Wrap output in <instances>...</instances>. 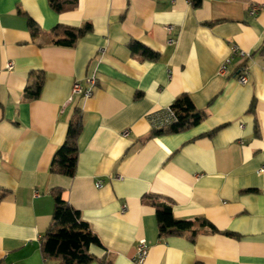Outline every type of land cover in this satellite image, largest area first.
Instances as JSON below:
<instances>
[{
  "label": "crops",
  "instance_id": "1",
  "mask_svg": "<svg viewBox=\"0 0 264 264\" xmlns=\"http://www.w3.org/2000/svg\"><path fill=\"white\" fill-rule=\"evenodd\" d=\"M86 23L93 30L75 47L49 44L59 24ZM132 41L159 60L133 55ZM263 44L264 0H203L198 9L189 0H78L62 13L49 0H0V264H45L53 188L100 240L89 253L109 264H136L141 240L144 264H264ZM233 47L251 58L234 57L222 74ZM39 73L40 95L28 98ZM88 78L92 96H73ZM183 95L205 119L154 135L148 116ZM76 109L75 175L52 174ZM147 195L170 200L176 219L204 218L218 232L160 238Z\"/></svg>",
  "mask_w": 264,
  "mask_h": 264
},
{
  "label": "trees",
  "instance_id": "2",
  "mask_svg": "<svg viewBox=\"0 0 264 264\" xmlns=\"http://www.w3.org/2000/svg\"><path fill=\"white\" fill-rule=\"evenodd\" d=\"M194 9L202 6L203 0H189ZM78 0H49L50 7L62 13L76 8ZM34 38L42 33L34 22L29 23ZM93 26L86 23L80 27H71L59 24L48 33L47 40L50 45L73 48L76 44L90 34ZM129 49L133 55L140 56L143 60L157 61L159 54L140 42L132 41ZM264 54V44L260 48ZM44 75L39 73L37 79L26 88L28 98H37L44 85ZM178 116V122L166 129L154 132V135H163L182 132L200 124L206 114L198 110L191 98L183 95L176 99L171 107ZM83 129V115L76 109L67 131L63 145L59 148L52 166L51 173L74 177L78 162V141ZM62 188H53L51 195L54 199V212L52 223L48 231L42 237V255L45 264H91L99 261L100 264H109L105 260H99L89 253L92 245H101L98 237L92 232L90 226L82 219L80 211L71 207L62 197ZM144 203L155 209L160 238L181 237L190 233L193 240L203 229L210 228L212 232L218 230L206 219L200 218L194 221L176 219L173 204L170 200L161 196L147 195ZM231 236V233H225Z\"/></svg>",
  "mask_w": 264,
  "mask_h": 264
},
{
  "label": "built area",
  "instance_id": "3",
  "mask_svg": "<svg viewBox=\"0 0 264 264\" xmlns=\"http://www.w3.org/2000/svg\"><path fill=\"white\" fill-rule=\"evenodd\" d=\"M256 14V9L251 11V15ZM242 57L244 59L251 58V54L248 52H245L237 47H233L232 49V57L227 59L221 69L220 72L222 74H225L227 72L228 65L231 63L232 59L234 57ZM8 69H13V64H8ZM239 83L240 84H247L249 82L248 77V68H243L241 70V73L239 75ZM86 87L84 88L80 82H76L73 87V96H83L84 98H90L92 96V91L95 86V79L94 78H88L86 80ZM148 120L150 121V124L152 126V130L154 132L160 131L163 129L168 128L172 124L178 122V116L176 115L175 111L172 108H167L155 113H152L148 116ZM124 135H128V132H125ZM261 172L264 173V167L261 169ZM98 188L101 187V184L99 183L97 185ZM149 254V246L145 240H141L137 250L136 255L134 257V262L136 264H144Z\"/></svg>",
  "mask_w": 264,
  "mask_h": 264
}]
</instances>
